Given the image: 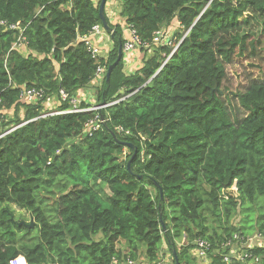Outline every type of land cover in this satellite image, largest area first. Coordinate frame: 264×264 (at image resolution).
<instances>
[{"label": "trees", "instance_id": "trees-1", "mask_svg": "<svg viewBox=\"0 0 264 264\" xmlns=\"http://www.w3.org/2000/svg\"><path fill=\"white\" fill-rule=\"evenodd\" d=\"M100 3L0 0V22L24 30L18 41L0 26L1 128L11 130L0 139V264H150L163 246L172 264L173 251L179 264H206L192 253L201 239L209 264H264V245L243 246L264 236V77L222 96L237 59L261 71L264 0H107L104 14L118 4L121 19L106 16L108 31ZM95 25L108 55L92 54ZM124 25L151 47L137 48L134 71L123 52L107 82ZM157 31L167 42L152 44ZM29 89L44 95L28 103ZM76 107L88 111L49 114ZM242 250L251 258L237 262Z\"/></svg>", "mask_w": 264, "mask_h": 264}, {"label": "built area", "instance_id": "built-area-1", "mask_svg": "<svg viewBox=\"0 0 264 264\" xmlns=\"http://www.w3.org/2000/svg\"><path fill=\"white\" fill-rule=\"evenodd\" d=\"M1 25H4V23H1ZM8 28L12 31H15V30L19 31L20 35H19L18 41L22 40L23 29L20 27L19 23L12 24ZM101 29H102V27L100 25H95L93 27L92 30L94 32L93 35H95V39L103 35L104 31H102L103 29L102 30ZM128 34H129V37L125 41L124 51L133 52V51H135V48H138V47L144 48V49L151 47V45H149L147 43H145V44L142 43L134 30H132V29L128 30ZM162 41L167 42V40L165 38H163V32L162 31L155 32L153 35L152 44L161 43ZM92 54L94 56H99V53L95 49H92ZM103 70H104L103 67H100V66L97 67V69L95 70V74H94V76L96 77V78H94L95 80L102 79L101 75L103 73ZM42 95H44L43 90L29 89L25 92V98H26V101L28 103H33L36 100H39ZM61 98H62V100H66L67 94H65L64 92H61ZM51 102L52 101L50 100V98H48L46 100V103H45L47 105L46 107H48L49 106L48 103H51ZM71 103H72V105L77 106V104L79 103L78 98L71 100ZM108 106H110V105H103V106L95 107L92 110H95V109L100 110V109L106 108ZM85 111H88V110H82V109H79V107H76L75 110H70V111H65V112H58L57 111V112H52L49 114L50 115H54V114L60 115V114L69 113V112H85ZM0 116H1V118H0V130H2L1 125L3 122L6 121V119L4 118V116L1 115V113H0ZM95 121L96 120L90 121L88 124H86L88 129H90L92 127V129L95 130L97 128V125L94 124ZM10 131L11 130H5V132H3V130L0 131V138L5 136L6 134H8ZM234 238L237 239L238 241L239 240L243 241V238H240L237 235H234ZM263 240H264V236L262 234H258V235L253 236V238H247V240L245 241L243 246H246V247H248V249L251 250V249H253L254 246L262 245ZM183 242H184V240L182 241V243ZM211 250H212V245L208 240L201 239V240H195L193 242V248H192L193 256H195L200 261H204L206 264L210 263V261H209L210 257L208 254H209V252H211ZM232 254H234V252H232ZM234 255H235L234 259L237 260V262H246L247 259L251 258V254L248 252H245L244 250L240 251L239 254H234ZM25 259L26 258L23 256H21V257L17 256L14 259L10 260L8 264H28ZM225 259H226L225 261H228V258H225ZM127 264H134V262L132 260H128ZM152 264H167V261L165 259H163L159 262H153Z\"/></svg>", "mask_w": 264, "mask_h": 264}, {"label": "rangeland", "instance_id": "rangeland-1", "mask_svg": "<svg viewBox=\"0 0 264 264\" xmlns=\"http://www.w3.org/2000/svg\"><path fill=\"white\" fill-rule=\"evenodd\" d=\"M108 12H112L114 13V16L118 15L117 17H119V12H120V5H115V7H112V5H109L107 13ZM113 17V16H111ZM102 30V29H101ZM100 30V31H101ZM104 31V30H102ZM104 39H107L109 42L106 43V41L102 42ZM111 40L109 35L105 34L103 32V35L94 39V49L99 53L102 54L106 51H108L112 46H111ZM159 43L155 44L158 45ZM162 44V43H161ZM104 49L106 51H104ZM134 55H136V53H134L132 56L130 54H128V56L130 57H126V69L129 71H134V69L136 67H139L140 65V61L138 60L137 57L134 58ZM143 57V56H142ZM256 65H258L261 68V71L258 72L257 68H253L250 65H248V61L244 60V59H237L232 65H228L227 66V80L224 84V88L222 91V96L224 92H230V91H235L237 89H243L246 86V80L247 77L252 76L254 78L260 79L262 77H264V64L263 63H256ZM264 79V78H262ZM91 92V91H90ZM93 93V92H92ZM50 100L52 101L53 99L50 98ZM90 101H92V103H90L91 105L94 104V98H90ZM53 103V101L51 102ZM51 103H48L49 105H51ZM95 108V107H94ZM93 108L91 107V110ZM12 115V114H10ZM7 119V118H6ZM9 120V119H7ZM16 213V217L19 218L22 217L23 221H25V224H30L31 220L29 217V214L20 210L19 208L13 207ZM21 222V221H20ZM249 223V225L251 226L252 223ZM97 239V237L95 238ZM264 243V240H263ZM118 249L122 248L123 249V244L121 242L118 243L117 245ZM163 253V256L165 258V260L167 261V264H172V258L171 256H169L166 253V248L165 246H163L161 254ZM139 260L138 263L141 264H145L144 263V258L139 255ZM174 260V258H173Z\"/></svg>", "mask_w": 264, "mask_h": 264}, {"label": "water", "instance_id": "water-1", "mask_svg": "<svg viewBox=\"0 0 264 264\" xmlns=\"http://www.w3.org/2000/svg\"><path fill=\"white\" fill-rule=\"evenodd\" d=\"M107 0H101V3L99 5V17H100V21H101V24L104 26V28L108 31L110 28H109V25L107 24V21H106V18H105V14H104V7H105V3H106ZM118 57H117V60L114 64L108 66L107 68V71H106V80L107 82L109 81L110 79V73L112 71V69L118 64V62L120 61L121 57H122V51H121V44L119 43L118 45ZM101 119L103 120V117H101ZM128 146H130L131 148L133 147L131 144L127 143ZM132 157L131 159L128 161L127 163V169L130 171V163L131 161L136 157V150L133 151L132 153ZM139 178H141L139 176ZM160 190V189H159ZM162 198V192L160 191V199ZM22 223H20L21 225ZM28 229L32 228L34 226V222L31 220L30 224H24ZM172 256L174 257V261H175V264H179V260H178V257L176 256V253L173 251L172 253Z\"/></svg>", "mask_w": 264, "mask_h": 264}, {"label": "clouds", "instance_id": "clouds-1", "mask_svg": "<svg viewBox=\"0 0 264 264\" xmlns=\"http://www.w3.org/2000/svg\"><path fill=\"white\" fill-rule=\"evenodd\" d=\"M117 16V15H116ZM105 18H106V15H105ZM109 19V18H108ZM1 23H4V25H1ZM10 25H12V24H10ZM10 25L8 26V27H10ZM19 25H20V23H19ZM0 26H2V27H4V28H6L7 27V25L5 24V22L4 21H1L0 22ZM7 27V28H8ZM21 27V26H20ZM124 29H123V38H124V44H125V41L128 39V37H129V34H128V30H130L131 28L130 27H128V26H126V25H124V26H122ZM9 29V28H8ZM10 30V29H9ZM133 30V29H132ZM17 31V30H16ZM24 31V30H23ZM135 31V30H134ZM19 32V31H18ZM19 35H20V33H19ZM185 37V36H184ZM183 37V38H184ZM84 40V39H83ZM124 44H123V47H122V49H123V51H122V49H121V51H122V54H123V52L126 54V57L128 56V54H130L131 56L134 54V53H137V48H135V51H133V52H126V51H124ZM139 48V47H138ZM105 50V49H104ZM104 53H106L107 55H108V53H107V51L106 52H104ZM103 54V53H102ZM102 54H99V56H102ZM53 101V100H52ZM109 105H111V104H109ZM50 113H52V112H50ZM6 130H7V128H6ZM4 137V136H3ZM1 139V138H0ZM182 243V242H181ZM264 245V243L262 244V246ZM161 260H163V258L161 259ZM159 262V261H158ZM153 263V262H152ZM152 263H150V264H152ZM134 264H136L135 262H134Z\"/></svg>", "mask_w": 264, "mask_h": 264}, {"label": "crops", "instance_id": "crops-1", "mask_svg": "<svg viewBox=\"0 0 264 264\" xmlns=\"http://www.w3.org/2000/svg\"><path fill=\"white\" fill-rule=\"evenodd\" d=\"M106 16L109 18V22H110L112 25L117 24V23L120 22V20H121V19H118L117 16H114V14H112L111 12H108V13L106 14ZM111 16H113V17H111ZM169 36H170V34H169ZM104 41H106V43L109 42L107 39H104L102 42H104ZM110 44H111V46H112V43H110ZM104 51H106V50H104ZM142 56H143V54H140V53H136V55H134V58L137 57L138 60L140 61V65H141V59H142ZM128 57H130V56H128ZM125 62H126V59H125ZM78 96H79V98H80L81 96H83V92H82V94L79 92V93H78Z\"/></svg>", "mask_w": 264, "mask_h": 264}]
</instances>
